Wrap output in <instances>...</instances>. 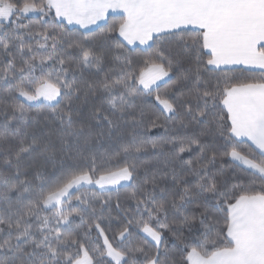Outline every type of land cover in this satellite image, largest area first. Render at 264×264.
I'll return each mask as SVG.
<instances>
[{"label":"snow or ice","instance_id":"1","mask_svg":"<svg viewBox=\"0 0 264 264\" xmlns=\"http://www.w3.org/2000/svg\"><path fill=\"white\" fill-rule=\"evenodd\" d=\"M0 264H264V0H0Z\"/></svg>","mask_w":264,"mask_h":264},{"label":"trees","instance_id":"2","mask_svg":"<svg viewBox=\"0 0 264 264\" xmlns=\"http://www.w3.org/2000/svg\"><path fill=\"white\" fill-rule=\"evenodd\" d=\"M107 20H108L109 23H111V22L114 21V20H119V16H114V15H112V16H109V17L107 18ZM25 22H27V21H25ZM70 27H71V26H70ZM104 27H107V24H105ZM72 28H74V27H72ZM256 74L258 75L259 73L257 72ZM145 103H146V105H147L149 108H152V106H153V104H154V99H153V98H145ZM153 110H154V109H153ZM131 191H132L131 188H128V189H121L120 192H119V197H120L121 201H125V200H126L127 193H129V192H131ZM112 197H113V200L116 199V193H115V192L112 193ZM113 215L115 216L116 213L113 212ZM93 235H95V233H94ZM141 235H143V234H141Z\"/></svg>","mask_w":264,"mask_h":264},{"label":"crops","instance_id":"3","mask_svg":"<svg viewBox=\"0 0 264 264\" xmlns=\"http://www.w3.org/2000/svg\"><path fill=\"white\" fill-rule=\"evenodd\" d=\"M112 15H114V16H119V10H117L116 12H110L109 16H112ZM109 16H108V17H109ZM108 17H107V18H108ZM71 27L78 28V26H75V25H73V26H71ZM93 27H95V26H93Z\"/></svg>","mask_w":264,"mask_h":264}]
</instances>
